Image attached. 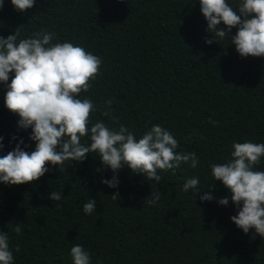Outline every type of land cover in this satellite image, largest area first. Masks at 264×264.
Listing matches in <instances>:
<instances>
[{
  "label": "trees",
  "instance_id": "obj_1",
  "mask_svg": "<svg viewBox=\"0 0 264 264\" xmlns=\"http://www.w3.org/2000/svg\"><path fill=\"white\" fill-rule=\"evenodd\" d=\"M227 2L236 8L240 0ZM41 28L57 34L53 43L68 41L101 58L99 75L81 98L99 109L111 98L112 115L137 137L146 125L165 127L178 140L177 151L195 152L199 164L161 171L159 182L125 166L118 188H110L101 179L113 173L88 154L82 162L48 165L30 184L0 182V232L9 234L13 264H73L75 244L89 252L91 264H264V238L231 221L237 208L210 168L231 158L233 142L264 143V57H241L227 38L206 44L212 34L199 0H35L23 13L3 0L0 37L16 29L30 37ZM6 91L0 82V155L15 147L13 135L30 152L31 128H17ZM97 120L114 126L101 111L91 114L90 123ZM256 170L264 171V157ZM194 176L203 189L195 196L182 191ZM157 190L160 200L146 205ZM51 191L61 192V200H51ZM117 191L121 198L114 201ZM204 191L216 199L201 201ZM225 196L228 205H220ZM89 198L96 209L85 214ZM18 223L19 235L12 231Z\"/></svg>",
  "mask_w": 264,
  "mask_h": 264
},
{
  "label": "clouds",
  "instance_id": "obj_2",
  "mask_svg": "<svg viewBox=\"0 0 264 264\" xmlns=\"http://www.w3.org/2000/svg\"><path fill=\"white\" fill-rule=\"evenodd\" d=\"M11 4L23 13L34 7L35 0H11ZM199 4L207 21L206 31L212 34L211 38H204L206 44L227 38L241 57H264V0H240L236 8L227 0H199ZM233 27L237 31L229 36ZM56 36L54 31L41 28L30 37L21 38L18 29L0 37V82L7 87L4 104L18 115V129L31 128L28 138L35 142L34 150L29 152L23 138L11 137L18 142L0 155V182L30 184L50 171L48 165L57 168L66 161L82 162L88 154H96L103 167L113 173L110 179H101L110 188H118V173L125 166L133 174H143L155 182L161 180L159 172L179 168L182 163L193 169L198 166L197 154L178 152V140L165 127L146 125V130L137 137L112 115L111 98L104 102V109L97 108L90 98H81V93L92 87L90 81L99 75L101 58L68 41L53 43ZM9 73H14L10 82ZM94 111H101L114 126L100 120L90 123ZM3 139L0 136V149L4 147ZM231 148L230 159L210 165L211 175L223 183L237 208L231 221L243 233L254 229L264 238V171L256 170L264 157V143L233 142ZM199 185V178L194 176L186 180L182 191L192 190L195 196L203 190ZM207 189L214 190V185ZM149 195L152 198L147 196L143 201L146 205H155L162 194L157 190ZM49 198L60 201L61 192L51 191ZM111 198L117 201L121 197L117 191ZM199 199L212 201L216 197L211 191H204ZM217 202L226 206L229 197L219 198ZM95 209V199L89 198L83 205L85 214ZM12 231L21 234L20 224ZM9 243L8 232H0V264H13ZM15 250L20 251L18 245ZM70 255L73 264H91L90 254L81 244L73 245Z\"/></svg>",
  "mask_w": 264,
  "mask_h": 264
}]
</instances>
